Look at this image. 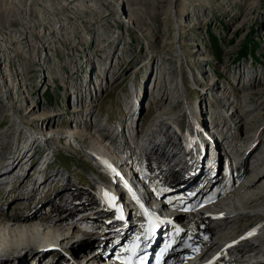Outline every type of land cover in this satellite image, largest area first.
I'll use <instances>...</instances> for the list:
<instances>
[{"label": "rangeland", "instance_id": "374dc122", "mask_svg": "<svg viewBox=\"0 0 264 264\" xmlns=\"http://www.w3.org/2000/svg\"><path fill=\"white\" fill-rule=\"evenodd\" d=\"M175 52H181V64L175 58ZM96 62H101V72L98 74L94 73ZM162 68H167L169 72L166 73ZM0 71L7 72L6 80L3 81L9 86L5 93L0 83V162L1 159L5 161L9 155L6 148L25 147L20 138L34 132L30 122L47 124L45 130L48 133L53 130L79 132L76 140L82 141L85 123L90 127L86 133L92 132L94 122L104 126L103 122L108 123L116 118L120 119L121 125H125L121 131L124 138L120 142L115 141L116 135L110 131L107 136L114 140V145L116 142L124 144L128 143V130H136V133L141 134L152 124L154 114L162 109L163 104L159 100L163 98V101L170 104L169 111L178 112L176 122L173 123L176 124L180 114L187 112L182 109L183 105L175 103L178 96L176 84L181 79L185 100L191 111L198 105L203 113L201 104L206 108V102L213 107V102L223 107L228 102L233 103L235 113L230 115L229 112L227 117L241 119L244 124L237 133L228 124L222 123L220 118L222 128L226 124V130L215 125L216 137L221 130H225L224 134L235 135L221 144L212 140L217 148H222L225 155L227 148H233V153H227V156L237 158L241 164L240 171L245 166L250 173L254 156L257 155L253 152L247 159L244 158L248 148L245 142H249L251 148H257V152L264 148V143L259 145V141H255L256 144H252V140L247 137L254 133L264 139V0H0ZM209 80H212V85L208 84ZM207 87L215 94L211 98H207ZM170 89L173 91H168ZM165 90L169 96L165 95ZM24 96L28 99L27 103L22 99ZM124 96L131 97V105L123 99ZM141 96H144V100L147 97V107ZM194 102L196 106L192 105ZM12 104L13 108L10 107ZM22 104L23 107L20 106ZM130 106L136 108V115L132 119H128L127 113ZM72 107L80 110L79 115H73L76 113L71 112ZM213 107L211 110L215 109ZM24 108L30 112L23 114L27 110ZM7 109L10 111L7 112ZM138 116H144V122L135 126L134 120ZM12 126L16 128L13 129L16 132L14 136L8 132ZM161 134L160 137L154 135L151 146L157 142L162 147L164 137V143L169 140L171 143L173 139L167 130L164 129ZM241 142L245 145L237 147L238 144L241 146ZM56 145L59 144L52 141L49 146ZM26 148L23 153H33L31 167L34 168L46 148ZM236 148H242V152L237 153ZM55 149L53 160H50L53 166L48 167L50 171L45 182L55 173L54 180H48V184L53 186L56 183L55 176L59 173L77 185L78 179L82 183L81 188H87L88 193L93 192L92 187H86L89 186L87 180L93 172H89L91 165L85 158L70 149ZM120 165L124 166L123 162ZM260 167L263 168L264 163ZM120 168L117 167L118 171L123 172ZM117 169L112 173L116 177V184L117 179L120 180ZM15 172L17 170L13 174ZM32 172L27 170L22 175L28 176ZM124 172L126 178L127 172ZM27 176L22 179L25 180ZM103 183L100 181L95 184L100 188ZM11 190L15 188L8 191L0 189L1 215L33 214L35 209L38 210V207L32 205L34 202L26 204V210L20 206L23 202L13 205L21 196L13 195L17 198L11 199L8 193ZM36 197L32 200L42 198L39 194ZM10 203L13 208L8 209ZM5 211L14 213L8 214ZM175 217L180 221L179 216ZM175 217L168 219L173 220ZM240 221L234 222V229L224 228L243 231L247 225L242 226ZM102 227L108 228L104 224ZM97 234L100 240L104 237L102 233ZM96 244L94 242L89 251L83 252L85 254H71L69 260H75L77 264L89 258L88 263L91 264H109L94 254ZM44 248L52 247L41 243L38 248L15 255L11 264L32 263L29 258L34 259L36 256L37 259L46 258L50 253L42 255ZM52 257L48 258L50 263L62 262L60 254Z\"/></svg>", "mask_w": 264, "mask_h": 264}, {"label": "bare ground", "instance_id": "6f19581e", "mask_svg": "<svg viewBox=\"0 0 264 264\" xmlns=\"http://www.w3.org/2000/svg\"><path fill=\"white\" fill-rule=\"evenodd\" d=\"M171 43H173V41ZM175 53H176L175 58L178 59L179 64H181V57H182L181 52H175ZM162 70L165 71L166 73L169 72L167 68L166 69L162 68ZM177 70H179V68ZM6 73L7 72L0 71V83L2 84L1 88L5 93L6 90L9 89V86L5 84V82L3 81V79L6 80L5 78L7 75ZM181 78H183L182 75ZM177 82L178 83L176 84V86L178 88V96L175 103L178 105L180 104L181 106L183 105L182 106L183 110L185 109L191 111V109L189 108V103L185 100L186 99L185 92H183V89L181 87L182 79L180 81L177 80ZM208 84L212 85L213 84L212 80H209ZM168 91L172 92L173 90L170 89ZM165 95L169 96L166 90H165ZM22 99H25V102L27 103L28 99L26 96L22 97ZM93 100L96 101V99ZM156 100L159 99L156 98ZM159 102L163 104V106L161 107L162 109L154 114V117L152 119L153 122L152 124L147 126L146 131L143 132L141 131L142 132L141 134L140 132L139 134L137 133L138 134L137 136L147 146L151 147L148 149L152 150V152L155 151V153L158 154L165 161L166 165L169 168L170 175H174L173 177L185 175L190 177V179L194 180L197 184L200 185L201 192L199 193V195L201 194V201H200L201 204H203L202 202L205 201L211 202L213 198L215 199V201L209 205H203L201 209L195 211L194 206L197 204L198 201L192 199L191 202L188 204V206H192L193 208L189 212L184 213L178 211L176 213L175 216H179L180 221L175 216L173 220L168 218L166 220H162V218H153L152 220H150V225H149V229L151 230L152 233L151 240H160L158 237H161L166 233L168 237H171L172 235L177 234L178 230L182 231V229H183L182 231L183 236H185L186 227L197 225L199 228V235L195 236L196 239L192 237V241L194 243V248L196 253L194 255L193 260L191 262L190 261L187 262L186 264H264V183H263L264 167L263 168L260 167L261 164L264 163V148L263 151L257 152L256 151L257 148H251V145L247 146L248 148L246 150L247 152L244 157L245 159H247L250 156V154H252L253 152L257 154L256 156H254L255 158L254 165L252 166L250 173L248 172L249 170L245 166L242 167V170L240 171L241 164L237 162V158L235 156L233 155L230 156L232 161L233 160L235 161L232 162L230 161V158L224 154V156L229 159L231 165L230 175L226 176L220 174L218 170L217 172H215L211 168L206 167L204 165L205 159L200 161L199 159H196V157L194 156H191L189 159H186V155L182 153L179 143L174 142V139L171 141V143L170 140L168 143H164V141H166V137H164L162 140V147H160L161 144L159 145L157 142L156 145L152 144L151 146L150 144L152 142V139L154 138V135L160 137L159 134L163 133L164 129L168 131L166 127L167 125L170 126L175 125L173 123L176 122L177 113H178V112H173V110L169 111L170 104L168 101H163V98L160 99ZM159 102L156 103L158 104ZM1 104L2 103H0V106ZM89 104L92 103L89 102ZM23 105L24 104L20 106L23 107ZM232 105H233L232 102H228L226 105L228 106L227 108L226 106L225 107L219 106L220 113L223 114V117H221L222 123L228 124L233 129V132L235 131L238 133L241 129V126L244 123H241V119L233 120L227 117V114L229 112H231L230 115H233V113H235V110H233L234 106L232 107ZM10 107L13 108V104ZM25 109L27 108H24V110ZM27 110H25L23 114H27L28 112H30L29 109ZM135 110H136L135 106L133 107L130 106L128 108V112H127L128 119H132L134 115H136ZM9 111L10 110L7 109V112ZM71 112H75L76 114L73 115L77 116L79 115L78 113L80 112V110L74 108L71 110ZM197 112L200 113L202 111L198 110ZM54 115L57 114L54 113ZM23 117H25V115ZM143 119L144 116L143 117L138 116L136 118V121L134 120L135 126L136 125L140 126L142 122H144ZM242 119H244V117H242ZM30 123L33 124L32 129L34 130V132L32 133V135L24 134L22 138H20V142L24 143L25 147H21V149L19 147L18 148L15 147L12 148L13 150L10 148H6L8 150L7 153L9 155L7 156V159L5 161L1 159L2 162H0V177L3 176L5 177L9 175V173L12 175L14 171L17 169L19 170L20 173H18L17 171L15 172V174L17 173L21 175L24 172H27V170L30 172L33 171L32 172L34 173L33 180L40 181V183H42L43 186L46 183V188H45L46 193L44 194L45 196L43 195L44 199H47L48 201H50V203H53L55 200H59L62 202V206L54 205L52 207L53 213H58L61 207L66 206L65 197L73 196L74 193L72 192H78L81 194V196L82 194L83 195L93 194V192L88 193L89 190L87 188L84 189L81 188L75 182L73 183L69 177L65 178L62 174H59L57 172H56L57 175L55 176L56 183H54L53 186H51V183L48 184V180L50 179L54 180L53 175L55 173H52L47 178V182H45V177H47V174L50 171L48 170V167L53 165V163H50V160L51 158L53 160V154L57 150L55 148H64L68 150L70 149L74 153H78L79 155L84 157L85 161L91 165V167H89L88 169L89 172H93V174L90 175L89 182L93 184L99 183L100 181L108 183L107 180L113 177L112 173L114 172L115 169H117V167L118 168L121 167L120 169H122L123 172L122 171L120 172L124 173L123 175H125L124 171H126L127 176L125 178L124 176L118 175L120 180L117 179L116 185L119 186V182L121 181L122 182L131 181L133 183L135 182L136 176H134L130 167L124 162H123L124 166L120 165L122 163L121 162L122 158H119L118 156L115 155L117 154L116 151H120V152L123 151L121 146L123 147L124 145L126 146L131 145L130 137L127 138L128 143L125 142L124 144H120V143L117 144L116 142L114 145L113 144L114 140L107 136L108 133H110L109 129L106 130L104 126H98L99 123L94 122V125L92 126V132L85 133V131H87V129L90 128L87 123L84 124V128H83L84 132H82L83 130L82 131L79 130L80 132H82V139H84L82 141H79L76 140V136L80 135L79 132L76 131L69 132V130L68 131L53 130L50 133H48L49 131L47 129L45 130V126L47 124L44 125L43 123H40L38 121L30 122ZM176 124L178 125V123ZM226 124H224V126H226ZM121 126L122 129H125V125H121ZM152 126H154L155 129L151 128ZM13 129L16 128H13V126L10 129L8 128V132H11L13 134L12 136H14V134L16 133L15 131H13ZM129 131L130 130H128V132ZM253 134L254 133H251L249 136H247L249 137V139L252 140L253 142L252 144H256L254 143L255 141H259L258 143L259 145L264 143L263 137H259L257 134L256 135ZM1 135L2 132L0 133V137ZM213 135L214 136H211V139L221 144L222 141L223 142L228 141L229 138L235 134L227 135L224 134V132L221 130V137L220 135L218 137H216L217 135L215 134ZM115 137H116L115 141H119V142L122 141V139L124 138L123 133L122 134L120 133L119 136L116 135ZM52 141H55L59 145L49 146ZM105 143H107L108 146ZM61 144H65L66 146H62ZM27 146L46 148L43 151L44 155L40 156V159L38 160L39 162L34 166V168L31 167V164L33 163V159H34L33 153L32 152L23 153V150H26ZM159 148H162V150H160ZM114 149L115 152L113 151ZM216 150H219V148H216ZM19 151H21L22 153L21 152L19 153ZM226 152L232 154L233 148H227ZM243 154L244 153H242V155ZM12 165L13 167L10 170H7L8 167L9 166L11 167ZM127 169L129 170L130 174L128 173ZM181 169L183 170L181 171ZM187 171L188 172L190 171L192 173L191 174L185 173ZM176 173L178 175H175ZM29 176L30 175H28L25 180L21 178L23 181L21 179H18L20 181L18 182V185L15 187V190H11L10 192H8L11 194L10 195L11 199L17 198L13 195L19 196L21 194V191L24 188L27 178ZM197 177L198 178L202 177V181L204 179L205 182H202V184H200L199 180L195 179ZM60 182H62L60 187H57ZM86 187L91 188L90 184L89 186L87 185ZM37 194H39V188H37L33 194L32 193L30 194V199L31 200L36 199ZM34 195L35 197L33 198ZM112 196L113 195L110 194L109 196H105L102 200L99 201L102 203L109 204L111 207L112 205H114L113 200H115V198H112ZM145 197L151 200L152 202V199H150L149 195ZM92 199L93 198L90 197V200ZM20 200H17V202L14 203L13 205L18 204L19 202H25V201L27 203L29 202V200H24L22 198ZM39 202L40 199L37 201V203ZM45 203L48 202L45 201ZM152 204H154L155 206L162 205V203L158 200H155ZM32 205L34 207H38V210L35 209V212L33 214L32 212L31 214L25 212L23 214L19 213L15 216L10 215L6 217L0 214V259H2L0 260V264H11V260L15 255L19 253L22 254L27 249L30 250V249H35L36 247L38 248L41 243L44 244L46 243L48 246L50 245L52 247L51 249L44 248L42 250V255H46L49 253L50 254L46 258H41V259H37L38 256H36L34 259L31 257L29 258V260L32 263H28V264H46L48 262H49L48 264H53L50 263L51 260H49L48 258L49 256L55 257L58 254H60L62 260L61 259H57V260H61L62 262H58L57 264H75L76 263L75 260H71V261L69 260V257H71L70 255L73 253H77L81 255L83 252L89 251L92 248L94 242L98 243L94 245V248H96L94 254H97L99 258L102 257L105 259L104 254L102 252H97V250L101 245H104L109 241L108 239H105L106 238L105 234L101 240L98 239L99 234L97 233H101L100 229L112 230L115 227L113 223L105 224V226H108L107 229L102 227L103 226L102 223L108 220L104 217L107 211L103 210L101 211V213H95L88 217L78 219V215L82 213L81 211L79 212V210L82 209L83 206H80L78 210L71 211V209H66L64 216L56 217L53 215L46 216V214H44L42 211L40 212V207L38 204L33 203ZM115 207L116 209H119L118 204H115ZM109 211L114 212L112 208L109 209ZM121 211H122L121 213L122 219L126 220L127 219L126 209L121 208ZM37 212H39L40 214L36 215ZM0 213H2V211ZM168 214L169 215L167 217L169 218L173 217L171 212H168ZM112 216L114 217L115 213ZM251 218L254 219L253 223L255 222V225H262V229L260 232L256 231L255 233L254 232L243 233L245 228H243V231H240L239 229L231 231L224 228V227H229L234 229L235 227L234 222L236 220H240V219L248 220ZM143 223L144 222L142 221L137 225L143 226ZM60 224H63V226ZM133 225L135 224L127 223L122 220L120 223V228L122 233L127 234L129 231H131ZM255 227L256 226H252V231L256 230ZM194 232L195 231H193V233ZM156 234H159V236L157 237ZM83 243H86V245H83L85 246V249H83L84 247L81 246ZM233 244L234 246L238 244L239 245L238 247H243V250L239 251L238 247L233 248L234 246H230ZM47 249L49 250L48 252ZM75 249H78V251H75ZM246 250H249L248 252H250V255L245 253ZM199 260H202V262L197 263ZM89 261H90L89 258L82 260V262L85 264H91L88 263ZM105 262L107 263L109 262V260L105 259ZM110 262L109 264H111ZM83 263L79 261L77 262V264H83Z\"/></svg>", "mask_w": 264, "mask_h": 264}, {"label": "trees", "instance_id": "16d2710c", "mask_svg": "<svg viewBox=\"0 0 264 264\" xmlns=\"http://www.w3.org/2000/svg\"><path fill=\"white\" fill-rule=\"evenodd\" d=\"M81 257V256H80Z\"/></svg>", "mask_w": 264, "mask_h": 264}]
</instances>
